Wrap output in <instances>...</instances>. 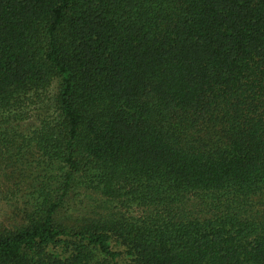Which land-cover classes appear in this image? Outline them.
<instances>
[{
	"label": "trees",
	"instance_id": "16d2710c",
	"mask_svg": "<svg viewBox=\"0 0 264 264\" xmlns=\"http://www.w3.org/2000/svg\"><path fill=\"white\" fill-rule=\"evenodd\" d=\"M0 264H264V0H0Z\"/></svg>",
	"mask_w": 264,
	"mask_h": 264
},
{
	"label": "rangeland",
	"instance_id": "374dc122",
	"mask_svg": "<svg viewBox=\"0 0 264 264\" xmlns=\"http://www.w3.org/2000/svg\"><path fill=\"white\" fill-rule=\"evenodd\" d=\"M16 210L12 206H6L5 203L0 204V218L8 219L15 214Z\"/></svg>",
	"mask_w": 264,
	"mask_h": 264
}]
</instances>
